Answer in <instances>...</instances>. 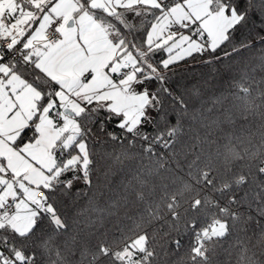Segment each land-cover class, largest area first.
I'll return each mask as SVG.
<instances>
[{"label": "snow or ice", "instance_id": "snow-or-ice-1", "mask_svg": "<svg viewBox=\"0 0 264 264\" xmlns=\"http://www.w3.org/2000/svg\"><path fill=\"white\" fill-rule=\"evenodd\" d=\"M260 8L264 0H0V264H160L161 251L179 254L174 264H211L215 248L238 224L246 233L250 223L256 245L264 243V199L255 193L258 207L247 211L248 193H237L248 176L218 179L211 157L201 168L196 154L188 179L171 190L159 168L135 176L133 203L144 209L132 216L127 195L108 211L85 191L93 186L97 145L135 146L139 139L155 158L154 145L167 151L176 143L179 121L162 109L170 99L187 112L168 86L180 66L210 67L215 75L217 65H239L242 53L258 49L262 63L251 72L264 71V14L257 34H242ZM236 74L233 103L222 121L211 122L216 128L234 124L237 114L264 116V77L253 79L247 63ZM193 94L200 95L195 86ZM227 99L212 103L223 107ZM155 120L172 125L167 138L151 136ZM225 148L217 153L225 162L242 158ZM260 154L259 147L252 153L257 181L264 176ZM81 198L86 203L72 219L79 227L70 231L66 202ZM110 217L129 223L110 234ZM173 234L189 237L187 246ZM237 243L242 261L264 264L255 252L248 256L243 239Z\"/></svg>", "mask_w": 264, "mask_h": 264}, {"label": "trees", "instance_id": "trees-1", "mask_svg": "<svg viewBox=\"0 0 264 264\" xmlns=\"http://www.w3.org/2000/svg\"><path fill=\"white\" fill-rule=\"evenodd\" d=\"M264 14V8L259 11H254L248 26L242 30L245 36H253L259 32L256 27L260 16ZM258 49H252L240 55V64L232 65L231 68H225L217 65L219 71L212 74L210 67L197 66L189 69L187 65L180 66L182 70L177 71L174 78L169 83V87L173 89L174 94L182 98L187 104V112H184L178 103L170 99L163 100V114L173 117V124L179 121V128L181 132H177L176 143L172 148L165 151L159 145H154L156 156L153 158L150 154L145 155L143 147L146 146L144 141L136 140L135 146H130L127 141L123 145L107 141L103 146L97 145L96 156L94 157L96 166L93 172V186L91 189H85L91 196L96 194L99 206L105 210L111 211V205L115 203H122V198L127 195L130 199L127 211L129 216L135 215L137 211H143L144 204H135V192L137 187L135 176L147 172L149 169H160V175L166 177L165 183H169L170 190L173 187H178L182 182L181 177L187 180L186 173L188 172V165L195 159V155H200L198 166L204 167L209 163L211 157L212 166L217 169L218 179L232 180L238 179L241 174L248 176V183L245 184L237 193L243 195L247 192L248 209L252 211L258 207L254 194L259 192L261 199H264V191H261L259 185L264 184V176L259 177V181L255 179L257 176L256 167L257 158L252 156L256 149L260 148L259 161L264 162V147H261L262 137H264V116L256 113L247 114L246 118L237 114L235 116L234 124H223L220 128H216L211 124L217 117L223 120V108L232 105V94L235 92L233 88V80L239 79L236 74L238 68L248 64L250 75L253 79L264 77V71L260 67H256L255 73L251 72V68L260 65L262 62L258 59L261 55ZM193 86L200 92L199 96L193 94ZM264 87V85H261ZM226 95V100L223 107L214 106L212 103L213 97ZM260 101H257L259 103ZM212 107V112H207L206 109ZM200 109L203 119H192L194 111ZM264 112V108L261 109ZM172 125L167 121L160 122L155 120L153 125L149 126L151 136L154 137L159 133L167 132ZM100 140L105 141L103 135ZM225 146L231 148L235 147L241 154V159H233L225 162L223 156H217V153H224ZM247 150V153L246 151ZM127 152L129 157L126 158L123 153ZM120 156V160L116 161V156ZM251 165V167H249ZM176 179V185L171 184V180ZM159 185L160 181H154ZM77 187H82L77 185ZM235 191V188L233 189ZM160 189L157 187L156 197L159 196ZM149 199H153L150 197ZM68 204L67 217L70 225V231L73 228L79 227L72 225L73 213L77 208L85 205L86 199L81 198L79 202L72 205ZM125 209H121V217ZM244 211V209H242ZM255 218V212L252 213ZM94 215V214H93ZM121 217H110L106 220L105 228L110 229V234L114 233L120 226H126L129 221ZM117 221H119L117 223ZM160 228L161 224L154 225ZM166 230L167 226H163ZM243 224H238L233 230V235L228 239L222 241L220 245L215 248L214 253H211V264H247V261L240 259L241 251L237 243L238 238L243 239L244 243L248 245V256L253 252L256 253V258L264 262V243L256 245V239L253 236L255 230V223H250L247 226V232H242ZM180 238L187 246L189 237H176L173 234V239ZM253 245H256L253 247ZM171 247V245H169ZM171 253V249H168ZM182 252L186 249H182ZM177 255L165 256L163 251L160 254V264H174L177 261ZM179 264V262H177Z\"/></svg>", "mask_w": 264, "mask_h": 264}, {"label": "crops", "instance_id": "crops-1", "mask_svg": "<svg viewBox=\"0 0 264 264\" xmlns=\"http://www.w3.org/2000/svg\"><path fill=\"white\" fill-rule=\"evenodd\" d=\"M7 125H8V122L5 121V122H4V127H5V129L7 128Z\"/></svg>", "mask_w": 264, "mask_h": 264}, {"label": "rangeland", "instance_id": "rangeland-1", "mask_svg": "<svg viewBox=\"0 0 264 264\" xmlns=\"http://www.w3.org/2000/svg\"><path fill=\"white\" fill-rule=\"evenodd\" d=\"M38 195H39V193H38Z\"/></svg>", "mask_w": 264, "mask_h": 264}]
</instances>
